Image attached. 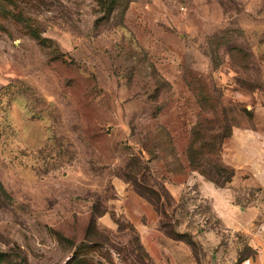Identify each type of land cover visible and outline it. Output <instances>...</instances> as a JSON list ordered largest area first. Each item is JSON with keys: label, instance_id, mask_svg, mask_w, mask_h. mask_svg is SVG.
<instances>
[{"label": "rangeland", "instance_id": "obj_1", "mask_svg": "<svg viewBox=\"0 0 264 264\" xmlns=\"http://www.w3.org/2000/svg\"><path fill=\"white\" fill-rule=\"evenodd\" d=\"M197 175L264 213V0H0V264H156Z\"/></svg>", "mask_w": 264, "mask_h": 264}, {"label": "crops", "instance_id": "obj_2", "mask_svg": "<svg viewBox=\"0 0 264 264\" xmlns=\"http://www.w3.org/2000/svg\"><path fill=\"white\" fill-rule=\"evenodd\" d=\"M192 178V181L183 185L168 183L166 186L170 195L178 202L182 199L184 190L189 187L202 204L203 210L197 215L196 224L194 218L188 219V215L184 216L183 213L172 215L176 236L188 235L191 243L184 239H172L165 234L158 227V215L153 206L147 201H135L141 213L133 215L132 219L140 231L143 245L156 264H231V233L249 237L250 247L254 250L253 255L243 257L241 250H238L240 261L236 264H264L263 211L257 207H254V211H248L240 205H233L230 186L218 188L201 176ZM246 187L247 184L242 185V189L246 190ZM210 208L212 211H209ZM248 212L251 215L245 220L239 218L242 213ZM253 219L254 228L249 223Z\"/></svg>", "mask_w": 264, "mask_h": 264}, {"label": "trees", "instance_id": "obj_3", "mask_svg": "<svg viewBox=\"0 0 264 264\" xmlns=\"http://www.w3.org/2000/svg\"><path fill=\"white\" fill-rule=\"evenodd\" d=\"M206 180H207V179H206ZM208 181L214 183L218 188H225L226 184L230 182V181H226L224 185H220V184L217 183V182L215 183L213 180H208ZM178 237H185V236H180V235H179Z\"/></svg>", "mask_w": 264, "mask_h": 264}]
</instances>
